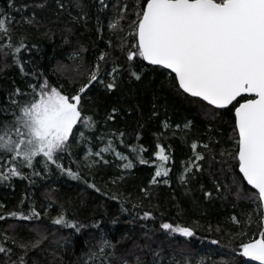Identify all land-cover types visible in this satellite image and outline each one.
<instances>
[{
	"label": "trees",
	"instance_id": "1",
	"mask_svg": "<svg viewBox=\"0 0 264 264\" xmlns=\"http://www.w3.org/2000/svg\"><path fill=\"white\" fill-rule=\"evenodd\" d=\"M61 2L65 5L63 11L58 10L57 0H14L13 8L9 7L13 0H0V11L15 19L11 24L12 42L26 37L25 43L29 46L22 51L27 75L20 72L11 56L5 59L0 55V109L8 105L15 88L28 92V85L38 83L33 72L46 77L53 85L59 83L68 92L73 90L74 80L82 82L83 69L78 71V65L87 68L96 62L101 52L109 53L108 71L114 62L123 64L120 35L110 31L107 24L117 11V5L128 4V16L123 22V35L127 37L128 26L134 19L131 5L135 0H106L109 6L103 10L99 0H80L82 8H77L74 0ZM40 4L45 6L38 7ZM84 12L88 14L86 22L72 19ZM97 17L103 24L102 32L97 31ZM28 19L34 22L27 23ZM131 42L134 41L130 38L125 40V43ZM73 53H79L75 60L71 58ZM61 65L66 66V70L58 71ZM143 65L139 81L129 78L125 71L117 77L118 87L111 92L102 85L93 87L84 100V107L88 110L86 114L93 116L96 126L85 128L78 124L74 132L76 135L83 132V140H73L71 155L65 153L62 157L65 167L74 171L80 169L84 175L94 177L90 182L96 183L107 195L88 188L82 180L72 179L55 165L41 171L42 166L38 164L35 171L39 175L24 167L22 171L27 178L0 181V205H3L0 214L21 207L20 202L25 197H28L23 205L25 209L33 203L38 209L52 203L48 214L37 225L11 219L0 221V231L7 229L9 235L25 229L22 234L28 236L26 229L33 226L46 229L47 240L30 252L29 264H85L86 261L87 264H120L122 255L130 264H135L137 256L144 264H153L155 253H159L160 264H173L174 260L179 264H185L186 260L190 264H255L246 260L239 248L241 242L259 237L261 227L255 206L249 201L237 200L234 192L225 188L232 183L233 171L238 173L236 161L221 155L234 152L236 147L233 109L212 113L211 106L205 109L198 98L176 94L169 85V72L165 69L144 62ZM107 79L110 78H106V82ZM113 108L117 110L115 119L107 120ZM165 122L169 127H164ZM188 122L191 123L186 128ZM120 132L125 135L120 137ZM101 137H104L103 142ZM107 139L128 158L132 168L122 172L117 159L115 163L100 162L91 172L83 167L85 141L97 148ZM193 142L201 145L211 142V149H197L205 155L200 162L202 171L194 172L187 183H181L183 166L194 153ZM157 143L170 155L167 164L170 172L168 177H158V183L152 184L150 181L159 163L155 156ZM141 147L146 151L138 153ZM140 156L148 163L141 164ZM217 183L221 185L219 192ZM145 188L147 193L141 191ZM113 195L117 196L116 200L110 198ZM122 202L127 211L121 210ZM61 205L85 225L79 233L51 224V218L57 216ZM144 211H150L152 217L142 218ZM233 216L239 224L233 222ZM164 222L181 226L198 224L199 227L195 237L186 238L161 229L160 224ZM97 223L101 227H94ZM10 224L17 225L16 231L9 228ZM102 238L118 245L115 257L106 259L99 253ZM211 240H218L219 244H211ZM110 251L105 249V252ZM89 253H96L94 261L89 259ZM3 259L0 254V260Z\"/></svg>",
	"mask_w": 264,
	"mask_h": 264
},
{
	"label": "snow or ice",
	"instance_id": "2",
	"mask_svg": "<svg viewBox=\"0 0 264 264\" xmlns=\"http://www.w3.org/2000/svg\"><path fill=\"white\" fill-rule=\"evenodd\" d=\"M77 8H82L80 0H74ZM101 10L108 8L106 0H99ZM44 4L38 7H44ZM10 8L15 7L14 0ZM58 10L63 11L65 5L57 0ZM117 11L108 20L107 27L121 38V51L124 53V62H114L111 71L107 70L109 53L101 52L96 62L87 68H82V82L73 81V90L66 92L64 87L57 83L53 85L46 77L33 72L38 83L28 85V92H21L15 88L9 97L8 105L0 109V181H8L11 177H24L22 168L33 169L41 165V171L55 165L57 169L66 173L74 180H82L88 188L97 193L107 195L101 188L90 180L94 177L86 176L82 170H73L65 167L62 157L65 153L71 155L70 145L76 139L74 129L78 124L85 128H93L96 121L92 115H87L84 100L96 85L111 92L118 87L117 77L122 72H127L129 78L137 81L142 78L143 62L149 65L161 66L169 70V85L176 94L187 98H198L202 107L211 106L212 113L216 110H234L233 133L236 147L234 152L221 153L228 155L238 165V173L233 171L231 185L225 186L229 192H234L237 200H246L254 205V212L259 217L261 227L258 239L241 242L239 248L244 257L264 264V0H135L131 5V16L134 17L128 26V35H123L125 29L123 22L128 16V4L117 5ZM74 21L88 19V14L72 17ZM14 17L0 11V55L5 59L11 56L20 72H25V63L22 51L28 49L26 37H21L17 42L11 40V24ZM33 23V19L26 20ZM71 31V29H69ZM97 31H103V24L97 17ZM131 39V43L125 40ZM6 41V43H5ZM111 43V41H109ZM79 53H73L76 59ZM103 65V66H102ZM140 69L138 71L137 69ZM58 71L66 70L61 65ZM106 78L107 79L106 82ZM116 109L106 117L114 120ZM155 115V113H154ZM191 122L185 124L189 127ZM164 127L169 125L164 123ZM179 127V125H177ZM111 135H115L112 133ZM125 133L120 132L123 137ZM83 137L84 133L81 132ZM104 137H101L103 142ZM87 143V141H85ZM121 143L123 141L121 140ZM199 147L211 149V142H193L191 148L194 156L186 162L184 171L180 175L181 183H187L194 172L202 171L204 153L197 151ZM155 156L156 170L150 183H158V177H168L170 169L167 167L170 155L166 148L157 143ZM115 152L111 139L99 151H86L81 161L83 167L89 172L103 160V153ZM137 151V150H134ZM146 151L142 147L139 152ZM119 158L125 159L122 153H115ZM99 157L100 159H95ZM107 163V161H104ZM141 164L148 163L140 156ZM236 165H233L235 169ZM132 168L131 162L123 165ZM247 186H251V191ZM112 183H116L115 180ZM168 183V180H164ZM216 190H221L217 183ZM147 193L148 190L141 189ZM211 196V193H205ZM116 200L117 196L110 197ZM25 197L21 200L16 210L0 214V221L16 220L37 225L43 220L52 207L50 202L47 207L38 209L33 203L27 209L23 207ZM3 207V205H0ZM133 207H136L135 205ZM121 210L127 211L121 203ZM152 217L150 211H144V219ZM249 222L251 214L248 216ZM233 222L239 224L235 216ZM116 221L114 220L113 223ZM51 224L62 228L74 229L79 233L85 225L70 216L67 209L60 206L56 217L51 218ZM94 227H101L99 223ZM195 226H181L180 224L164 222L160 228L168 233L180 234L186 238L196 235ZM9 228L16 231L17 225L10 224ZM28 236L20 229L14 235H9L8 230L0 231V254L5 259L0 264H29V254L39 249L47 240L45 230L39 226L26 229ZM211 244H219L218 240H211ZM117 244L102 238L98 251L105 258L115 257ZM105 249H111L105 252ZM89 259L95 260L96 253H89ZM15 257V259H13ZM159 253L154 254L153 264H160ZM120 264H130V260L122 255ZM87 264V261L85 262ZM135 264H144L139 256ZM179 264V261H173ZM190 264V261H185Z\"/></svg>",
	"mask_w": 264,
	"mask_h": 264
},
{
	"label": "rangeland",
	"instance_id": "3",
	"mask_svg": "<svg viewBox=\"0 0 264 264\" xmlns=\"http://www.w3.org/2000/svg\"><path fill=\"white\" fill-rule=\"evenodd\" d=\"M80 133L81 132H79V133H77V135H76V139L77 140H83V137H81L80 136ZM108 143V139H107V141H106V143H104V144H102V145H100V146H98L97 148H92L88 143H84L83 145H84V149H83V153H82V160L84 159V156H85V154H86V151L89 149V148H91V151L92 152H96V151H99L101 148H103L104 146H105V144H107ZM115 149V148H114ZM116 152H119L118 150H116L115 149V152H112V151H110V152H105V153H103V160L101 161L102 163H105L104 161H107V163L109 162V163H115L114 162V159L116 160H119V167H120V170L122 171V172H125V171H127L128 169H130V168H124L123 167V165L124 164H126V163H128V162H130L129 160H128V158L123 154V157H125V159H121V158H119L115 153ZM119 153H121V152H119ZM193 156H194V153H193ZM192 156V157H193ZM95 159H97V160H99L100 158L99 157H96ZM186 164V163H185ZM184 164V165H185ZM184 167L185 166H183V171H184Z\"/></svg>",
	"mask_w": 264,
	"mask_h": 264
},
{
	"label": "water",
	"instance_id": "4",
	"mask_svg": "<svg viewBox=\"0 0 264 264\" xmlns=\"http://www.w3.org/2000/svg\"><path fill=\"white\" fill-rule=\"evenodd\" d=\"M144 63L145 64H147V65H149L146 61H144ZM150 66H153V65H150ZM161 67V66H160ZM167 70V69H166ZM167 71H169V70H167ZM234 112V111H233ZM245 183H246V181H245ZM249 187H251V186H249ZM258 239V238H257ZM248 260H251V261H254L255 263H258V264H260V262L259 261H255V260H252L250 257H246Z\"/></svg>",
	"mask_w": 264,
	"mask_h": 264
},
{
	"label": "bare ground",
	"instance_id": "5",
	"mask_svg": "<svg viewBox=\"0 0 264 264\" xmlns=\"http://www.w3.org/2000/svg\"><path fill=\"white\" fill-rule=\"evenodd\" d=\"M249 261H251V260H249ZM252 262H254V261H252Z\"/></svg>",
	"mask_w": 264,
	"mask_h": 264
}]
</instances>
